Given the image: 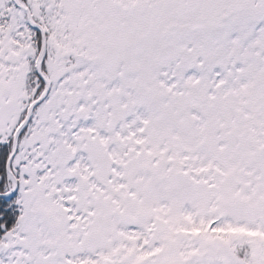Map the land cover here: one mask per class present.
Returning <instances> with one entry per match:
<instances>
[{
	"label": "snow or ice",
	"instance_id": "1",
	"mask_svg": "<svg viewBox=\"0 0 264 264\" xmlns=\"http://www.w3.org/2000/svg\"><path fill=\"white\" fill-rule=\"evenodd\" d=\"M0 264H264V0H0Z\"/></svg>",
	"mask_w": 264,
	"mask_h": 264
}]
</instances>
